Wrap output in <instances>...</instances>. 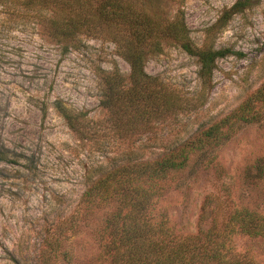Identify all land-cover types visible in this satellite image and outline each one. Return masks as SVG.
I'll list each match as a JSON object with an SVG mask.
<instances>
[{"label":"rangeland","instance_id":"374dc122","mask_svg":"<svg viewBox=\"0 0 264 264\" xmlns=\"http://www.w3.org/2000/svg\"><path fill=\"white\" fill-rule=\"evenodd\" d=\"M138 1L169 19L182 14L195 46L229 53L204 79L195 56L160 41L144 70L176 89L185 108L130 136L112 129L101 105L102 71L130 69L114 37L82 34L66 48L26 5L0 2V264H107L96 233L110 209H87L85 190L116 166L187 144L264 87V0ZM61 108L93 121L96 133L81 139ZM257 112L157 182L178 236L222 230L238 210L264 216V104ZM231 241L264 264V235Z\"/></svg>","mask_w":264,"mask_h":264},{"label":"trees","instance_id":"16d2710c","mask_svg":"<svg viewBox=\"0 0 264 264\" xmlns=\"http://www.w3.org/2000/svg\"><path fill=\"white\" fill-rule=\"evenodd\" d=\"M0 2L26 5L44 33L66 48L74 45L82 34L114 37L130 69L127 75L117 68L102 71L101 105L112 129L125 136L148 131L153 123L185 108L176 89L144 70L146 55L156 50L160 41L177 43L195 56L204 79L211 77L217 58L229 53L210 45L195 46L182 14L169 19L138 0ZM261 104L264 87L180 148L155 160L116 166L96 179L85 190L82 203L87 209H110L96 233L101 259L107 264H260L246 252H239L231 240L240 233L264 235V216L259 217L249 209L238 210L222 230L213 225L194 235L178 236L169 224L166 209L160 205L163 186L157 182L170 170L183 168L192 151L213 147L230 135L235 125L253 121ZM61 113L81 139L96 133L93 121L63 109ZM260 167L257 169L262 174L264 166Z\"/></svg>","mask_w":264,"mask_h":264}]
</instances>
